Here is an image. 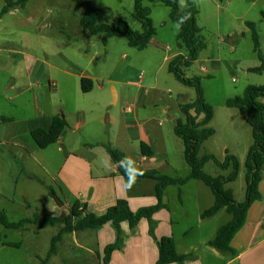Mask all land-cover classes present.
<instances>
[{"label":"crops","instance_id":"1","mask_svg":"<svg viewBox=\"0 0 264 264\" xmlns=\"http://www.w3.org/2000/svg\"><path fill=\"white\" fill-rule=\"evenodd\" d=\"M190 1L198 8V12L204 9L202 4L205 1L209 3L211 10L215 11V13L206 12L203 23L200 24L197 21L201 31L208 26L207 24H210L208 16L212 18L214 15H221V19H217L215 39L207 42V36L202 35L206 43L205 49H211L215 52L205 57L207 65H201V67L205 66L206 69L203 70L200 67L202 71L207 72V76L211 77V75L220 72L222 68L221 54L227 48L234 54L231 57L232 62H237V57L242 52L240 49L242 41L245 39V44H247L248 37H251L250 29L246 25L247 20L255 23L258 30L259 49L264 54V0ZM4 3L5 1L0 6V112L6 115L2 117L10 119L15 117L13 121L23 123L21 132L16 136L11 135L9 143L21 154L25 166L28 164L26 172L36 176V171H39L40 174H47L49 179L52 176L53 180L57 182L56 193L66 205L69 206L73 201L78 200L81 203H86L90 211L98 214L104 212L117 198L126 199L132 210H136L141 206L155 204L157 197L154 192L155 181L153 179H135V183L130 185L129 179L118 171L117 162L112 160L110 167L105 165L103 168L100 163V168L95 169L96 158L94 153H92L93 148H90L91 146L69 147L68 145L70 142L66 140V132L63 133L64 130L66 128L71 130L83 129L88 121L91 120V117L87 115L86 108L81 107L82 104L77 103V100L81 98L80 93H89L93 89L97 75L95 69L92 68V62H77L73 58V54L67 49L55 48L51 53L55 44L48 33L54 32L47 30L49 25L44 23V18L42 19V11L38 8L39 2L29 0L22 8L12 7L1 13ZM235 3L243 4L244 6L237 9L234 6ZM232 6L237 11L228 10L229 13L225 17V9H230ZM82 14L83 10L77 19L81 28L83 27L80 25L79 20ZM57 18L58 14L54 13L52 20ZM200 20L202 19L200 18ZM154 27L157 30V26L154 25ZM224 28H227V30ZM87 37L91 38L92 35L89 34ZM76 38H78L77 35ZM152 39L153 37L150 41ZM46 42L48 43L47 50L44 47ZM68 42L76 48L78 46L82 49L84 48L82 41H77L78 44H74L70 40L66 41L67 44ZM155 42L156 39L153 42V47L157 51L163 52L164 60L168 61L179 52L178 45L176 51L170 52L169 47L165 50L162 46L155 44ZM22 45H27L29 48L23 50ZM147 47L136 48L133 52H130L124 73L145 60ZM31 48L36 49L32 50ZM253 51H255L254 42ZM225 63L223 62V64ZM259 63L260 60L257 58L252 61V65L244 66L245 73L248 75L251 72L248 68L257 66ZM114 69L115 67L113 66L107 75L109 80H114L112 76ZM82 77L92 80L93 86L91 90L87 92L81 90L80 79ZM248 84L263 83L245 82L240 85L241 90ZM141 94L142 89L138 90L135 100L141 99ZM53 96L58 97L60 101L73 99L75 102L71 109L64 111L63 117L67 122V126L60 137L53 142L56 145L55 151H59L63 158L61 165L55 170V175H52L48 167L47 154L40 152L44 151L47 146L38 148L30 133L33 127L47 126L51 117L59 113L51 103L54 102ZM262 100L264 101V98ZM130 109L128 108L130 119L127 122L130 126L137 127L139 136L136 134V137L139 140V146L140 141L144 140L151 146L153 153L145 155L139 152V156L133 160L132 164L126 160V156L123 157L122 161L138 171L154 169L157 173L168 176H186L189 173V169L181 167L180 171H178V169L170 166L167 161L160 160L157 162L154 160L155 146L151 143L146 133H144L145 137H143L142 124L136 119V113L131 114L132 111ZM223 109L224 116H234L239 121V125H244L247 122L245 115L241 114L236 108L225 106ZM215 115L216 109L213 105V117L209 125H212L211 122L214 120ZM228 125L229 121L227 120L225 126ZM12 128L14 129L15 127ZM213 128L215 129V127ZM215 132L216 129L214 130ZM20 134L24 135L19 140ZM249 146L250 143L248 142L244 160ZM21 148L27 151L25 155L20 152ZM225 149H228V147ZM231 152L236 154L233 150ZM223 155L224 153H222L221 158H223ZM236 156L240 161V170L237 178L226 183V187L232 190L233 197L237 201H242L245 198L246 181L244 185L240 184V171L244 161H241L243 156L241 153L239 155L236 154ZM23 169L24 166L19 164L20 174ZM37 179L41 178L37 176ZM237 181L239 182L235 187ZM191 185L196 187V192L192 196L186 192ZM172 186L174 187V184L163 188L162 199L166 206L153 213V217L156 220L154 232L157 238L163 235H172L174 237L176 251L179 254L187 255L184 264H264V167L263 177L259 183L262 198L254 201L248 208L245 222L230 241L232 251H220L208 244V241L215 236L217 228L223 224L214 221L225 216V223L231 216L225 208H221L211 216H201L202 210L213 203L214 196L211 188L199 179H189L184 184L177 186L179 187V197L176 208H181L182 210L185 206V201H190L193 205V217L190 220L186 216L182 218L174 217L175 210L173 211L169 199V189ZM0 187H5L1 172ZM237 190H239L238 193ZM41 191L45 193L42 196V200L28 203L27 205L38 206V204H42L39 206L45 207L48 213L57 215L59 213L58 206L51 193L48 192L47 187L45 189L41 188ZM175 224L179 226L175 228ZM121 227L124 233L122 247L111 253L108 264H155L158 248L155 240L148 233L147 220L144 217L140 218L133 228H129L127 221H123L121 222ZM95 237L96 249L101 256L103 246L115 240L116 231L112 223L108 221L100 226L95 231ZM100 264H102L101 259ZM169 264L180 263L171 262Z\"/></svg>","mask_w":264,"mask_h":264},{"label":"rangeland","instance_id":"2","mask_svg":"<svg viewBox=\"0 0 264 264\" xmlns=\"http://www.w3.org/2000/svg\"><path fill=\"white\" fill-rule=\"evenodd\" d=\"M3 1L0 0V6ZM36 1L39 2L38 8L42 11L44 23L49 25L47 30L54 32L48 33L55 44L51 53L55 48L67 49L73 54V58L77 62H92V68L95 69L97 75L93 89L89 93H80L81 98L77 100V103L82 104L81 107L86 108L87 115L91 117V120L83 129L71 130L66 128L63 132H66V140L70 142L68 143L69 147L91 146L90 148H93L92 153L96 158L95 169L100 168V163L102 168L105 165L110 167L112 164L109 153L101 143L109 144L119 150L123 157L126 156V160L132 164L133 160L139 156L140 146L136 137V134L139 136L137 127L130 126L127 122L130 119L128 108H131V114L136 113V119L142 124L143 137L146 133L155 146L154 160L157 162L160 160L167 161L170 166L178 169V171L181 167L189 169L182 154V141L174 133L173 127L176 119L183 118L180 102L194 99L196 90L194 87L178 81L172 73L168 72V61L163 59V52L157 51L153 47V42L156 39L155 44L162 46L163 49L167 50L169 47L170 52L177 50L176 33L178 24L170 19L169 6L161 1H144V4L150 7V17L153 24L157 26L156 34L147 45L145 60L124 73L130 52L136 49L127 44L125 37L111 36L106 42L102 41L103 33L93 34L91 38L87 37L89 34L85 33L86 30L81 28L77 22L83 6L78 5L73 0ZM89 1L98 10L99 22L111 23L115 17H120L125 19L132 28L142 29L140 22L132 16L133 0ZM178 1L179 6L182 8L186 0ZM202 6L204 9L196 15L200 24L205 21L204 14L206 12L215 13L211 10L207 1ZM234 6L239 9L244 5L235 3ZM228 10L237 11L233 6L230 9H225V17L229 13ZM54 13L58 14V18L52 20ZM208 18L210 24H207L208 26L201 31L203 36H207H205L207 42L215 39L217 19L220 20L221 15H214L212 18L208 16ZM224 29L227 30V28ZM76 35L78 38H76ZM67 40L74 44H78L77 41H82L84 48L82 49L80 46L76 48L74 45H70V42L67 44ZM47 44L46 42L44 45L46 50ZM28 48L27 45H22L23 50ZM240 49L242 52L237 57L236 63L232 62L231 59L234 54L231 53L229 48L225 49L226 51L221 54L222 68L220 72L211 75V77L206 75L207 72L200 69L201 65H207L205 57L215 53L211 49H203L196 60L189 66L181 67V69L186 76H201L204 97L216 109L215 118L211 122L212 125H210L215 127L216 132L206 143H203L200 153H211L222 160L226 151L234 154L231 152L233 150L237 155L240 153L243 155L241 158L243 162L247 143H252L251 127L247 122L244 125H239V121L234 116H224L223 108L226 106L225 100L227 98L242 94L244 90V88L243 90L240 88L242 83L264 84V70L262 72L251 71L248 75L244 71V66L252 65V61L258 58L256 52L253 51L251 37H248L247 44H245V39L242 41ZM223 62L227 64H223ZM113 66L115 67L112 72L114 80H109L107 75ZM237 78L238 80H236ZM140 89H142L141 99L135 100ZM112 92L116 94L114 102ZM53 100L54 102L51 103L61 116H63L64 111L71 109L75 103L73 99L60 101L56 96H53ZM235 112L238 114L237 111ZM2 116L6 115L0 112V172L5 187H0V211H3L9 220L16 221L23 217L33 216L38 211H47L45 207L39 206L42 204H38V206L27 204L42 200L45 193L41 191V188L45 189L47 186H52L57 192V182L53 180L52 176L49 179L47 174H40L39 171H36V176L26 172L28 164L25 166L21 154L9 143L11 135L16 136L21 132L23 123L13 121L15 117L2 119ZM227 120L229 125L225 126ZM22 135L24 134H20L19 140ZM55 146L53 143L47 146L44 151H40L47 154L48 167L52 175H55V170L59 168L63 161L59 151H55ZM226 147L228 149H225ZM20 152L23 155L27 153L22 148ZM222 153H224L223 158H221ZM236 154L234 155L236 156ZM19 164L24 166L21 174ZM241 168L240 184L244 185V163H242ZM204 169L212 175L225 172L212 160L205 163ZM37 176L41 179L38 180ZM201 182L203 181L201 180ZM238 182L235 183V187ZM177 186L174 185L169 189V199L173 211L175 210L174 217L182 218L186 216L191 220L193 205L186 200V197L184 208L182 210L176 208L179 197V187ZM186 192L192 196L196 192V187L191 185ZM238 192L239 190H237ZM55 194L57 195V193ZM58 212H60L59 207ZM225 219V216H223L214 222L224 223ZM60 226L62 224L58 223L54 226L41 228L37 225L28 224L26 227L15 229L0 223V264H38L46 254L50 238L56 234ZM178 226L175 224V228ZM4 241H20L21 245L14 247L4 244ZM97 251L94 230L65 232L58 242L57 252L50 257L46 264H100L101 258Z\"/></svg>","mask_w":264,"mask_h":264},{"label":"trees","instance_id":"3","mask_svg":"<svg viewBox=\"0 0 264 264\" xmlns=\"http://www.w3.org/2000/svg\"><path fill=\"white\" fill-rule=\"evenodd\" d=\"M1 13L12 7H24L29 0H4ZM78 5L83 6V14L79 23L88 34L103 33L102 41L111 36L125 37L127 44L131 47L142 49L147 46L150 39L155 35L156 29L150 17V7L144 1H161L169 6V17L178 23L176 41L179 52L167 62V71L185 85L192 86L196 90V96L192 100L181 101L180 109L183 118L175 121L173 130L180 137L183 145V156L189 166V173L183 177H174L157 173L154 169L138 171L122 161L123 155L116 148L109 144H102L111 159L118 163V171L126 178L135 177L150 178L155 181V195L157 202L148 206H141L132 210L127 200L117 198L102 213H95L87 208L86 203L78 200L70 204V212L65 217L59 214L51 215L47 211L35 212L33 216L20 218L16 221L9 220L3 211H0V223L6 227L19 229L28 224L38 227L54 226L61 223L56 234L50 238V244L45 256L38 264H46L50 257L57 252L58 242L62 239L63 233L81 230L96 231L105 222H111L116 231L115 240L103 246L101 253L102 264H108L111 253L122 247L124 233L121 222L127 221L129 228H133L140 218H145L148 223V233L157 244L158 256L155 264H169L178 262L184 264L187 255L179 254L175 248V240L172 235H163L157 238L155 235L156 220L153 213L165 207L162 199L163 188L167 185H182L189 179H200L208 185L214 196L213 203L201 212L202 217L215 214L221 208H225L231 215L230 219L221 224L215 236L208 241V244L220 251H232L230 241L233 235L242 227L246 220L247 211L250 205L262 198L259 190V183L263 177L264 167V84H248L244 87L241 95H235L225 100L228 107L236 108L245 115L247 123L251 127L252 143L250 144L245 160V198L237 201L233 197L232 190L226 187V183L235 180L240 170L238 158L226 151L224 158L218 159L211 153L200 154L199 150L206 139L214 134V128L209 125L213 117V106L204 97L201 86V76H186L181 67L189 66L199 57L200 52L205 49L206 43L201 34V28L197 24L198 8L192 1L187 0L183 7L179 6L178 0H133L132 16L137 19L142 29L136 30L123 18L115 17L111 23L98 22V10L89 0H73ZM246 25L250 29V35L254 42V48L260 63L257 66L248 68L252 72H262L264 70V54L259 49L258 33L253 21L247 20ZM81 90L87 92L91 90L93 84L90 78L80 79ZM2 119H6L2 117ZM67 126L65 118L59 114L53 115L47 126H36L30 131L32 138L38 148H45L55 142ZM140 152L145 155L153 153L151 146L144 140L140 141ZM214 161L225 173L210 174L204 169L207 161ZM49 193H56L52 187L47 186ZM51 190V191H50ZM40 209V208H38ZM42 214V215H41ZM14 247L21 245L20 241H4ZM99 254V252L97 251ZM100 255V254H99Z\"/></svg>","mask_w":264,"mask_h":264},{"label":"water","instance_id":"4","mask_svg":"<svg viewBox=\"0 0 264 264\" xmlns=\"http://www.w3.org/2000/svg\"><path fill=\"white\" fill-rule=\"evenodd\" d=\"M112 99H113V102L116 100L115 92H112ZM51 195H52L55 203L57 204V206L60 208L59 216L65 217L70 212L69 206L66 205L56 194L51 193Z\"/></svg>","mask_w":264,"mask_h":264},{"label":"clouds","instance_id":"5","mask_svg":"<svg viewBox=\"0 0 264 264\" xmlns=\"http://www.w3.org/2000/svg\"><path fill=\"white\" fill-rule=\"evenodd\" d=\"M135 177H129V183H130V185L132 184V183H135Z\"/></svg>","mask_w":264,"mask_h":264},{"label":"built area","instance_id":"6","mask_svg":"<svg viewBox=\"0 0 264 264\" xmlns=\"http://www.w3.org/2000/svg\"><path fill=\"white\" fill-rule=\"evenodd\" d=\"M201 68H202L203 70H205V69H206V68H205V66H202Z\"/></svg>","mask_w":264,"mask_h":264}]
</instances>
